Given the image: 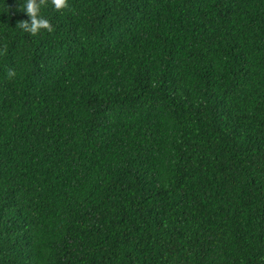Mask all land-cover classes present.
Segmentation results:
<instances>
[{
  "label": "trees",
  "instance_id": "1",
  "mask_svg": "<svg viewBox=\"0 0 264 264\" xmlns=\"http://www.w3.org/2000/svg\"><path fill=\"white\" fill-rule=\"evenodd\" d=\"M0 0V264H264V0Z\"/></svg>",
  "mask_w": 264,
  "mask_h": 264
},
{
  "label": "clouds",
  "instance_id": "2",
  "mask_svg": "<svg viewBox=\"0 0 264 264\" xmlns=\"http://www.w3.org/2000/svg\"><path fill=\"white\" fill-rule=\"evenodd\" d=\"M46 2L47 0H24L23 12L30 19L19 22L18 26L32 35L38 34L42 29L51 31L49 20L40 14L41 7ZM51 5L57 11L65 10L69 7V0H51Z\"/></svg>",
  "mask_w": 264,
  "mask_h": 264
}]
</instances>
